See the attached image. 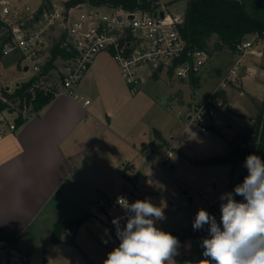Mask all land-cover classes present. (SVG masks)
I'll return each mask as SVG.
<instances>
[{
  "label": "crops",
  "instance_id": "1",
  "mask_svg": "<svg viewBox=\"0 0 264 264\" xmlns=\"http://www.w3.org/2000/svg\"><path fill=\"white\" fill-rule=\"evenodd\" d=\"M254 40L252 52L242 58L244 76L239 80L248 85L254 96L264 100L261 93H264L261 81L264 79V35H254ZM238 57L235 53L233 60ZM111 63L119 67L108 52L99 53L78 87V97L67 93L55 96L40 110L23 114L25 121L0 140V229L19 237L17 247H6L5 242L0 241V250L6 252L10 264H31L34 248L67 242L65 236L61 243L51 242L54 223L88 216L85 224L89 225V215L100 197L109 196L115 189L119 196L127 194L129 201L132 197L144 199L147 194L154 193L143 188L136 172L145 164L150 147L157 139L166 150L172 149L193 164H213L204 163V160L228 151V136L219 131L223 120L218 117L211 131L217 130L223 137L224 151L220 153H208L214 143L205 142L203 137L209 136L211 131L208 135L191 132L185 140L186 116L180 134L174 130L166 134L156 126L148 129L140 107L132 108L128 95L126 100L120 99V94L112 90L113 84L126 82L120 68L113 70L109 66ZM129 90L138 92L130 87ZM86 98L91 100L89 104H85ZM255 99L257 101L258 97ZM243 118L246 122L238 123L231 139L253 121L246 115ZM227 126H231L230 122ZM166 162L164 160V164ZM223 165L231 172L229 165ZM174 166L171 164L172 168ZM237 176L230 179L229 186ZM188 192L183 189L184 194ZM220 204L219 200L208 201L209 214L214 215L218 223ZM188 228L193 226L183 228L182 232L163 231L178 239V248L188 240H200L208 235L205 225L201 237H180ZM32 241L31 247L36 246L33 249L29 246Z\"/></svg>",
  "mask_w": 264,
  "mask_h": 264
},
{
  "label": "rangeland",
  "instance_id": "2",
  "mask_svg": "<svg viewBox=\"0 0 264 264\" xmlns=\"http://www.w3.org/2000/svg\"><path fill=\"white\" fill-rule=\"evenodd\" d=\"M48 1L56 5H63L66 2V0ZM161 1V6L167 11L175 14H186V0ZM243 1L251 13L264 17V0ZM45 2L46 0H12V4L18 8L35 11H38L41 6L48 7ZM251 38H254V36H251ZM214 42L215 39H212L210 42L211 48H213ZM248 52H252V50ZM245 54L242 55V58ZM18 58L19 55L13 54L3 56L0 59V98L5 96V92H13L16 83L26 81L29 78L30 72L24 71L23 68L17 65ZM233 62L230 52L224 49L216 51L213 56H210L198 74L200 79L197 85L189 80H182L164 73L158 75L157 78L147 80L141 90L136 93H132L123 81H120L121 84L115 83V86L113 84L112 90L120 94V99L125 98L126 100V95H128L127 100L130 99L129 105L132 108L136 107L138 109L140 107L148 129L156 126L166 134L172 130L180 134L183 121H185V113L193 109L195 105L200 104L206 96L212 93L225 73V69ZM109 66L113 70L119 68L115 63H111ZM261 81L264 84V79ZM123 90H125V94ZM261 93L264 95L263 92ZM226 97L228 104L231 103L232 105L229 108L219 109L215 115L223 120L219 131L222 134H227L229 145L233 134L238 129V123L246 122L243 118L244 115L249 119H253L258 114L263 97L254 96L249 91L248 85L239 79L226 89ZM257 97L258 100L256 101L255 98ZM135 101L136 103L133 105L132 103ZM179 111L182 112L179 113ZM30 112L29 106L21 108L16 103L13 111L5 110L1 112L0 118L4 117L13 121L17 113L28 114ZM229 122L231 126H227ZM218 134L217 130H212L209 136H202L205 142L214 143L211 144L212 148L208 153L224 151L222 150L225 144L223 137ZM165 151L164 145L157 139L150 147L145 164H141L136 172L137 178L141 180L140 184L144 185L145 190L154 192L147 194L146 198L150 199L156 206L163 208L165 219L157 221L156 226L161 230L172 229L182 232L183 228L193 226L199 209L203 208L209 212L208 201L219 200L222 203L220 200L221 194L228 192L230 179L239 175L241 169H237L231 174L228 167L223 164H193L175 153L164 164ZM199 156L200 154H198ZM171 164L175 166L172 168ZM183 189H187L189 192L184 194ZM173 192H176L177 196H172ZM118 193L115 189L110 192L108 197L117 199L119 197ZM144 199L132 197L131 202ZM94 211L95 209L89 215L91 223L89 225L84 224L79 228L75 243L69 242L71 241L69 234L65 235V240L68 243L65 242L59 246L49 243L44 247L45 249L37 248L35 250L34 247L36 246L33 247L34 249L31 247L33 241L30 242L29 246L33 249L31 250L33 251L31 264H104L107 254L119 244L115 226L108 227L107 223L110 219L113 220L114 217H123L124 212L121 207L102 210L98 215L93 214ZM124 222V220H121L122 226ZM105 229H108L107 233L104 231ZM203 238L188 240L186 244L177 248V254L173 257L175 264H197L198 261L204 259ZM104 241H107V243ZM21 246L28 253V250L24 247L25 245L22 244ZM44 250H47L46 253H44ZM9 256L11 257L10 254ZM45 258L49 259L48 262H43ZM167 264H173V262L169 261Z\"/></svg>",
  "mask_w": 264,
  "mask_h": 264
},
{
  "label": "built area",
  "instance_id": "3",
  "mask_svg": "<svg viewBox=\"0 0 264 264\" xmlns=\"http://www.w3.org/2000/svg\"><path fill=\"white\" fill-rule=\"evenodd\" d=\"M0 29L10 40L3 46V55L21 57V68L34 78L29 92L32 100L38 90L54 97L67 93L78 97V87L89 73L96 57L108 52L118 64L121 74L134 92L155 74H169L182 80H191L200 73L210 58L208 50L190 44L182 35L180 25L185 14H175L164 7L156 11L125 10L117 7L56 5L39 9H21L12 0H0ZM163 12V15L160 14ZM58 46L64 54L56 56L52 68L47 64ZM254 46V38H246L236 45L239 57L228 67L211 94L186 113L184 138L191 132L208 135L215 123L216 112L225 107L217 96L221 89L244 76L242 55ZM90 99L84 100L85 104ZM27 107V105H26ZM18 127L16 119L0 118V140ZM172 149H167L163 159L169 161ZM177 195L176 192L172 193ZM101 196L93 214L120 207L118 200ZM0 264H10L5 252L0 251Z\"/></svg>",
  "mask_w": 264,
  "mask_h": 264
},
{
  "label": "trees",
  "instance_id": "4",
  "mask_svg": "<svg viewBox=\"0 0 264 264\" xmlns=\"http://www.w3.org/2000/svg\"><path fill=\"white\" fill-rule=\"evenodd\" d=\"M174 1L177 0H172V2ZM186 1L187 9L185 20L180 25L181 33L190 44L208 50L210 56H213L216 51L226 49L233 57L236 53V45L239 42L254 35L257 37L264 35V17L251 13L243 0ZM161 2V0H66L65 4L71 7L88 3L93 6L120 7L130 11L138 9L156 11L161 8ZM45 3L48 6L51 4L48 0ZM43 7L41 6L40 9ZM0 31L1 59L4 56L3 46L10 40V37L6 33H2L1 29ZM212 39H215L213 48L210 45ZM52 53L53 57L47 64L48 68L55 66L54 61L57 55L64 54L58 46L54 47ZM17 65L21 67V57L18 58ZM154 77L157 78L158 74H155ZM199 79L200 76L196 75L190 81L197 85ZM33 80L34 78L20 82L13 92H5V96L0 98V113L5 110L13 111L16 103L21 108L26 105L29 106L31 112L38 111L54 98L50 93L38 90L36 97L32 100L29 87ZM217 96L228 104L225 89L219 90ZM25 119L23 113H19L16 118L17 125H21ZM249 154H256L264 160V100L260 104L259 112L253 118L251 125L241 130L231 139L228 151L222 155L210 156L204 160V163L227 164L231 172H235L241 167L239 175L229 186V192H232L234 187L242 183L244 177L248 174L244 162ZM235 199L239 201L242 200V197L236 196ZM87 219L88 216L56 221L51 234V242L61 243L64 236L69 234L71 236L70 243H75L77 231L86 223ZM203 233L202 229L188 228L180 237H201ZM0 241L5 242L6 247H17L19 237L12 232L0 229Z\"/></svg>",
  "mask_w": 264,
  "mask_h": 264
},
{
  "label": "clouds",
  "instance_id": "5",
  "mask_svg": "<svg viewBox=\"0 0 264 264\" xmlns=\"http://www.w3.org/2000/svg\"><path fill=\"white\" fill-rule=\"evenodd\" d=\"M244 167L248 174L243 182L220 196L219 223L203 208L196 213L193 229L208 226L202 240L204 259L197 264H264V160L249 154ZM118 203L124 216L114 217L112 224L119 244L104 264H175L179 241L156 226L165 219L163 208L147 198L131 203L120 198Z\"/></svg>",
  "mask_w": 264,
  "mask_h": 264
},
{
  "label": "water",
  "instance_id": "6",
  "mask_svg": "<svg viewBox=\"0 0 264 264\" xmlns=\"http://www.w3.org/2000/svg\"><path fill=\"white\" fill-rule=\"evenodd\" d=\"M160 14L161 15H163V12H160ZM27 70V67H25V71ZM19 83H17V85H18ZM211 128H213V126H211ZM107 226L108 227H112L113 226V224H112V220L110 219L109 221H108V223H107ZM47 261V259L45 258L44 259V262H46Z\"/></svg>",
  "mask_w": 264,
  "mask_h": 264
}]
</instances>
